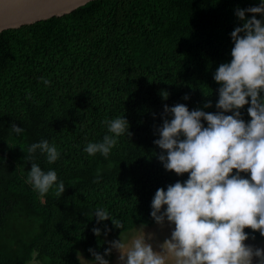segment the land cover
<instances>
[{"label":"trees","instance_id":"1","mask_svg":"<svg viewBox=\"0 0 264 264\" xmlns=\"http://www.w3.org/2000/svg\"><path fill=\"white\" fill-rule=\"evenodd\" d=\"M211 189L173 220L264 241V0H91L0 32V264L112 261Z\"/></svg>","mask_w":264,"mask_h":264},{"label":"rangeland","instance_id":"2","mask_svg":"<svg viewBox=\"0 0 264 264\" xmlns=\"http://www.w3.org/2000/svg\"><path fill=\"white\" fill-rule=\"evenodd\" d=\"M217 192L211 189L186 200H175L155 225L137 226L112 237V261L86 260V264H264V241L229 242L214 233H196L173 220Z\"/></svg>","mask_w":264,"mask_h":264},{"label":"water","instance_id":"3","mask_svg":"<svg viewBox=\"0 0 264 264\" xmlns=\"http://www.w3.org/2000/svg\"><path fill=\"white\" fill-rule=\"evenodd\" d=\"M91 0H0V32L68 13Z\"/></svg>","mask_w":264,"mask_h":264},{"label":"bare ground","instance_id":"4","mask_svg":"<svg viewBox=\"0 0 264 264\" xmlns=\"http://www.w3.org/2000/svg\"><path fill=\"white\" fill-rule=\"evenodd\" d=\"M52 102V101H51ZM60 103V102H59ZM61 107H62V105H61ZM67 108V107H66ZM57 110H59V109H57ZM66 111H68V110H66ZM50 114H51V112H50ZM67 115V114H66ZM70 115V114H69ZM60 118V117H59ZM62 119V118H61ZM51 120V119H50ZM53 121V120H52ZM51 122V121H50ZM59 122V121H58ZM204 234V233H203Z\"/></svg>","mask_w":264,"mask_h":264}]
</instances>
